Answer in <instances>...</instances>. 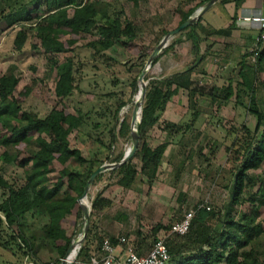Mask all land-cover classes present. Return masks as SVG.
<instances>
[{"label":"trees","instance_id":"1","mask_svg":"<svg viewBox=\"0 0 264 264\" xmlns=\"http://www.w3.org/2000/svg\"><path fill=\"white\" fill-rule=\"evenodd\" d=\"M26 1L35 4L31 10L26 9ZM209 1L203 0L195 7L181 12L177 28L189 18H193L197 9L205 7ZM218 1L220 4L230 2ZM245 1L248 0H233L235 9ZM261 1L264 5V0ZM0 5L4 7L0 8V33L15 24L26 25L28 31L34 33L38 48L46 55L57 76L53 89L56 104L47 115L39 118L36 114L23 110L36 81L32 80L30 85L17 90L19 80L13 69L9 68L6 73L0 75V162L4 166H16L21 171L18 180H6L0 174V248L12 256L19 254L21 262L28 259L32 264H40L36 258L39 252L36 242L43 238L62 260L77 234L78 223H83L78 200L83 195L89 177L103 165L98 160L88 162L79 149L71 148L69 137L74 133L77 138H81L100 129L103 114L93 119L91 111L75 109L74 113L70 112L71 108L67 102L78 89L79 68L76 67L73 57L58 64L56 56L63 53L73 54L75 45L82 38L81 35H85L95 38L85 46L89 57L107 60L104 53L116 46L124 50L137 47V32L135 26L123 17L121 10L97 0H0ZM32 14L36 15V24L31 23ZM200 23L201 16L196 23L180 31L179 39L163 49L155 58L154 64L173 46L180 45V39L184 37L190 45V52L195 61L182 73L162 80L148 81L140 110L139 136L157 125L169 100L181 90L191 92L192 99L196 97L190 78L195 67L204 59V56L199 54ZM219 33L224 32H217ZM26 40L25 29L17 32L13 41L14 50L21 51ZM261 45L264 44L259 43L257 49ZM155 47L139 46L135 53L136 64L130 66L123 75H128L133 67L137 72L130 82L133 96L138 93V74ZM255 60L251 65H242L238 72V82L228 83L221 90H212V101L232 103L254 119L252 129L241 126V137L232 140L231 144L224 148L228 167L227 181H224L228 183L224 184L223 189L229 194L228 205L223 210L215 211L208 205L198 204L192 212L187 234L183 237L171 236L165 240L169 255L167 264H264V228L257 221L264 206V83L258 82V75L262 72L259 67L260 55ZM92 68L95 71L99 69L96 65ZM258 88L262 90V96H258ZM126 105L121 101L113 111L115 127L108 129V122H102L104 132H100V136L107 140V145L102 141H95L100 149L107 152V160L113 156L112 149L117 138L127 139L130 136V123L126 118L120 122L117 117ZM199 116L195 110L191 114L189 124L182 126L166 122L163 130L169 136L182 135L193 128ZM167 146V143H163L150 148L142 143L136 153L139 155V170L133 166L132 159L111 168L109 173L116 177V186L130 190L139 172L149 173L150 177L154 175L164 158ZM122 158L121 154L116 155L110 163L118 165ZM68 163L75 164L78 170L72 171L67 167ZM54 164L61 169L50 183L48 176ZM101 176L102 174L98 175L94 180H99ZM244 204L248 206L236 222V209ZM110 205L109 200L98 194L91 202L89 220ZM27 214L45 217L47 224L38 232L27 236ZM181 218L182 216L178 215L176 222ZM65 226L72 228L70 235ZM93 230L91 224L84 244L75 258L76 262L89 264L90 258L99 252L104 238L117 246V239L95 232L96 244L91 252L88 236ZM150 231L156 239L158 233H167L169 227L155 224ZM127 242L129 243L128 240ZM0 264L6 263L0 261Z\"/></svg>","mask_w":264,"mask_h":264},{"label":"rangeland","instance_id":"2","mask_svg":"<svg viewBox=\"0 0 264 264\" xmlns=\"http://www.w3.org/2000/svg\"><path fill=\"white\" fill-rule=\"evenodd\" d=\"M97 1L109 4L111 7L122 11L123 17L136 28L137 47L124 50L116 46L104 53L107 60L90 58L85 46L93 42L95 38L81 35V40L74 47V53L57 55L56 61L61 64L67 58L73 57L76 67L79 68L78 89L67 102L69 108H71L70 112L74 113L75 109H81L83 112L91 111L93 119L99 118L103 114L100 129L81 138H77L74 133L69 137L71 148L79 149L88 162L98 160L103 163L102 166H111L110 162L116 155L121 154L124 157L128 154L131 148V140L130 136L127 139L117 138V142L112 149L113 156L107 160V152L98 147L100 141L107 145V140H104L102 135L100 136V132H104L102 122L104 120L105 123L108 122L106 125L108 129L111 126L112 128L115 127L112 114L121 101L127 105L118 113L117 117L120 122L124 118L129 123L131 121L135 101L139 98V88L138 93L133 96L130 82L137 72L133 67L128 75H123L127 73L130 66L136 64L135 53L138 51L137 48L139 46H157L167 35L166 33H170L177 28L181 12L195 7L203 0ZM25 5L27 10H31L35 4L26 1ZM0 8L4 7L0 5ZM203 8H198L195 14H198ZM35 16L34 14L31 15L32 24H36L37 19ZM22 29H25L27 33V40L21 51L17 52L14 50L13 41L16 33ZM178 34L170 37L163 49L167 48L172 42L177 41L179 39ZM184 43L188 45L182 47L181 45ZM176 46L161 55L159 60L155 64L153 62L146 70L143 76L144 88L150 80L169 78V74L173 70L175 71L176 68L181 70L184 67L192 66L194 62L191 63L192 61L188 59L192 54L189 43L181 37L180 46ZM95 65L99 68L96 71L92 68ZM9 68L14 70L13 73L19 80L17 90L30 85L32 80L36 81L33 90L23 105V110L43 118L56 104L53 93L57 79L56 70L51 68L46 55L38 48V41L34 33L28 31L26 25L15 24L0 33V75L6 73ZM106 68L108 69L105 70ZM118 72H121V74ZM192 84V90L196 93L194 99L190 95L191 92L180 91L169 100L157 125L140 136L138 132L137 146L134 155L131 157L132 164L137 170H139L140 164L139 155H136V153L142 143L147 144L150 148H155L163 143L168 144L164 158L154 175L150 177L151 174L149 173L139 172L132 189L123 190L116 186V177L109 173L112 170L110 168L101 173L102 176L99 180H94L89 186L82 201L89 212L91 202L98 194L111 202V205L104 209L102 213L92 217L91 221L89 220L88 228L93 224L94 229L91 235L88 236L91 252H93L96 244L95 232L113 238L124 236L129 244L140 252L142 248L150 249L149 247L154 238L150 230L155 224H160L163 227L168 226L170 231L178 215L181 217L184 214L193 212L198 204L208 205L215 211L223 210L228 205L229 194L223 189L224 184L228 183H226L228 167L224 148L228 147L232 140L241 137L239 131L241 126L252 129L254 119L245 110L234 106L232 103H223L219 100L212 101L213 91L211 90L215 89L212 87H221L220 85H214L212 79L202 81V78L195 77ZM258 90V96H262V90L260 88ZM139 102L141 110L144 99L140 97ZM195 110L200 116L190 131L182 135L169 136L163 130L166 122L182 126L189 124L191 114ZM137 122H140V112L137 116ZM117 131L118 126L115 129V135H117ZM96 140L98 142H95ZM67 167L72 171L78 170V167L73 163H68ZM51 168L52 170L48 176L50 183L57 177V172L61 167L54 164ZM0 174L6 180H18L21 177V171L16 166H4L1 162ZM225 179L226 181H224ZM247 206V204H244L236 209V222L239 221L240 215ZM257 221L264 228V206L257 217ZM46 224L47 219L45 217H34L27 214L25 217V233L29 236L31 233L41 230ZM216 226L218 227V225ZM65 229L68 235L72 233V228L65 226ZM3 230L5 231V229ZM169 231L158 233L156 238L167 236ZM76 232L72 244L81 239L83 223H78ZM3 238L5 237L3 236ZM36 245L39 248L36 258L40 264H60L61 259L49 248L45 239H38ZM123 254L124 247H117L116 256L120 257ZM75 258L70 264H82L76 262ZM0 261L6 264H32L28 259H23L21 262L19 254L15 253L12 256L1 248ZM57 261L59 263H56Z\"/></svg>","mask_w":264,"mask_h":264},{"label":"crops","instance_id":"3","mask_svg":"<svg viewBox=\"0 0 264 264\" xmlns=\"http://www.w3.org/2000/svg\"><path fill=\"white\" fill-rule=\"evenodd\" d=\"M218 2L201 15V30L199 32L201 43L199 46V54L204 56V59L195 67L190 81L193 82L195 77L202 78V81L212 79L214 85L221 86L220 88H216L215 86L212 88L221 90L228 83L239 81L238 72L242 65H251L252 57L250 54L257 37V31L241 19L252 14L264 13V5L261 0H248L243 2L236 10L233 0L225 4ZM221 31L224 33L217 34V32ZM182 39L185 41L184 37ZM186 45L188 44L184 43L181 46L185 47ZM177 46L179 47L180 45ZM259 55L261 63L259 67L262 72L258 75V82L261 81L264 83V45L258 48L256 57ZM188 59L192 61L191 63L195 61L192 54ZM190 67L187 66L181 70L176 68L169 76L182 73ZM114 238L116 239L118 237ZM148 250L142 248L139 252L140 256L147 254Z\"/></svg>","mask_w":264,"mask_h":264},{"label":"built area","instance_id":"4","mask_svg":"<svg viewBox=\"0 0 264 264\" xmlns=\"http://www.w3.org/2000/svg\"><path fill=\"white\" fill-rule=\"evenodd\" d=\"M241 20L247 22L250 27L255 28L257 31V37L251 50L252 62H254L257 56L258 44H264V13L252 14L243 17ZM192 216V212L184 214L180 221L175 222L171 226L167 236L156 238L152 241L151 248L144 256H140L137 249L129 244L125 237H118L116 238L117 246L124 247V254L117 257V246L112 245L107 238H104L101 242L99 252L90 258L89 264H167L169 255L165 240L171 236H185L190 228Z\"/></svg>","mask_w":264,"mask_h":264},{"label":"water","instance_id":"5","mask_svg":"<svg viewBox=\"0 0 264 264\" xmlns=\"http://www.w3.org/2000/svg\"><path fill=\"white\" fill-rule=\"evenodd\" d=\"M216 1L218 0H210L206 6L198 13L196 14L193 18H189L186 22H184L181 26H179L176 30L168 33L167 35H165V37L159 42V44L155 47V49L153 50L151 56L148 58V60L146 61L140 75L137 78V83L138 85H141V90H140V97L141 99H144V94H145V88L143 86V76L146 72V70L153 64L155 58L160 54L161 50L165 47L167 40L178 34L180 31L186 29L187 27L191 26L192 24L196 23L198 21V19L200 18V16L202 14H204L211 6L214 5V3H216ZM140 112V102L135 104L133 111H132V116H131V121H130V140H131V148L130 151L128 152L127 155H125L122 158V161L120 164L118 165H111V166H101L100 168H98L88 179L86 186L83 190V195L82 197L78 200L79 205H80V209L82 212V222H83V235L81 237V239L78 241V246L79 249L84 241V238L87 234L88 231V224H89V211L88 209L84 206V204H82V201L84 199V197L86 196V193L88 191L89 186L91 185V183L94 181V179L100 175L101 173H104L105 171H107L110 168L119 166L121 164H124L126 162H128L131 157L134 155L136 146H137V135H138V124L139 122H137V116ZM137 124V125H136ZM136 125V126H135ZM78 249V251H79ZM71 251V246L68 248L67 252L65 253L64 257L62 260H60V264H66L65 260L67 258V256L69 255Z\"/></svg>","mask_w":264,"mask_h":264},{"label":"bare ground","instance_id":"6","mask_svg":"<svg viewBox=\"0 0 264 264\" xmlns=\"http://www.w3.org/2000/svg\"><path fill=\"white\" fill-rule=\"evenodd\" d=\"M141 85H139V98L135 101V104H137L139 102V99H140V90H141ZM78 249H79V246H78V242L74 243L71 245V251L69 253V255L67 256L66 260H65V263L66 264H70L73 262L74 258L77 256L78 254Z\"/></svg>","mask_w":264,"mask_h":264}]
</instances>
